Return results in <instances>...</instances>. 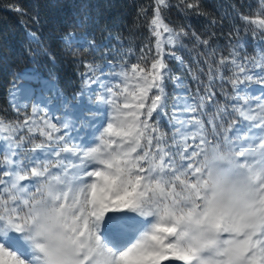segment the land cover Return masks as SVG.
Wrapping results in <instances>:
<instances>
[{
	"label": "snow or ice",
	"instance_id": "snow-or-ice-1",
	"mask_svg": "<svg viewBox=\"0 0 264 264\" xmlns=\"http://www.w3.org/2000/svg\"><path fill=\"white\" fill-rule=\"evenodd\" d=\"M257 4L254 13L238 17L254 39L264 38V0ZM150 33L156 47L150 68L125 62L110 79L103 69L95 76L85 63L87 99L84 90L76 104L65 98L63 118L50 115L48 102L35 94L18 101L24 85L13 82L17 110L29 102L32 107L22 122L0 119V264H264V118L246 116L242 96L252 94L253 83L264 92V55L238 63L234 47L215 68L208 65L203 86L211 100L215 76L223 78L222 69L234 66L232 112L249 121L247 127L226 119L224 113L232 112L225 108L205 131L197 114L203 97L180 103L178 96L168 136L158 123L168 71L162 46L174 47L187 33H174L159 8ZM193 36L209 46L208 39ZM64 43L95 47L88 34L70 32ZM23 129L29 135L17 136ZM37 131L44 138L39 143ZM10 233L18 240L9 241Z\"/></svg>",
	"mask_w": 264,
	"mask_h": 264
},
{
	"label": "trees",
	"instance_id": "trees-1",
	"mask_svg": "<svg viewBox=\"0 0 264 264\" xmlns=\"http://www.w3.org/2000/svg\"><path fill=\"white\" fill-rule=\"evenodd\" d=\"M188 4L195 7L188 8ZM17 7L21 11H16ZM157 7L156 0H0V117L21 121L22 115L12 110L8 97L13 82H19L18 77L28 67L35 66L42 75L54 79L68 98L81 88L80 75L88 71L85 63L100 66L109 59L123 62L128 56L131 62L150 68L156 50L149 27ZM257 7V0H165L159 6L174 33H187L180 35L174 51L188 70L198 75L197 84L206 99L203 86L208 83L209 64L215 68L234 47L237 53L252 57L255 45L263 44L259 36L254 39L243 31L244 23L238 18L241 13H254ZM70 32L88 34L95 47L70 48L63 40ZM29 33L35 34L37 41ZM193 33L201 40L208 39L209 46L197 42ZM238 43L243 47H237ZM129 52L132 55H127ZM166 63L171 71L186 78L187 72L175 60ZM222 76L216 75L210 85L215 93L211 98L217 103L231 89L232 76L226 68ZM190 84V88L195 87V83ZM174 96L169 84L168 106ZM228 112H232L230 107ZM208 113L211 119L218 111L208 107ZM224 116L230 120L235 112ZM163 128L170 136L168 127Z\"/></svg>",
	"mask_w": 264,
	"mask_h": 264
},
{
	"label": "rangeland",
	"instance_id": "rangeland-1",
	"mask_svg": "<svg viewBox=\"0 0 264 264\" xmlns=\"http://www.w3.org/2000/svg\"><path fill=\"white\" fill-rule=\"evenodd\" d=\"M157 8H159V6L157 4ZM156 8V9H157ZM161 19L163 21V23L166 24V22L164 21V19L162 18L161 15ZM169 27V26H168ZM150 28V27H149ZM170 28V27H169ZM162 31V29H161ZM30 35V33H29ZM167 33H163L162 32V39L167 37ZM32 37V36H31ZM80 37V36H77ZM178 43L173 47V46H169L167 44H164L162 46V51H163V55H164V63L166 64L165 60H175L177 62V64L183 68V71L187 72L186 78H182L179 77L177 74L172 73L168 67V71L166 74V78L164 81V89H165V95H166V99H167V82H170L173 89H175V91L177 92V95L174 99V102L172 104V107L170 108V110H166V103H165V107L161 110V114H160V118H163L171 127L172 124L176 123V115L174 114V108L173 105L177 102V97H180V103H183L185 99H189L191 97H197V99L199 97H203V101H206L205 97L203 96L202 92L200 91L199 93H197V89L200 88L201 86L198 83V75L197 74H193L191 73L188 68L185 66L182 58L174 51V48L177 47ZM156 50V47H155ZM174 54V55H173ZM264 55V52H261L260 54H258V56L256 57V61L259 62L261 56ZM174 57H179L180 59H176ZM243 59H238L237 62H241ZM109 63H111L112 67H109ZM128 63V62H127ZM95 69L96 72L94 73L95 76H101V69H103V75H107L109 76V78L111 79V73L113 71V69H115L116 71H119V66L121 64H117V62H112V61H107L106 63L99 66L98 68L96 67V65L91 64ZM132 64L129 65V67ZM258 69H253V71H256ZM23 79L20 83H16V86L19 87L20 85H24V90L20 95H17V100L19 101L21 99L22 96H32L33 94H35V99L36 100H45L48 102V107L50 109V115H55V116H60L63 118V113H64V108L61 107V105L63 104V100L65 98H67L58 88V86L56 85V83L50 79V78H46L43 77L37 70L35 67L32 68H28L26 69L23 73ZM89 73L86 72L84 77V85L82 90L85 91V101L87 99V92L88 89L85 87V77L88 76ZM194 77H197V79H194ZM109 81H105V83H108ZM193 82L195 83V87H191L190 88V83ZM92 88H95L96 85H91ZM81 90V91H82ZM13 91L14 89L12 88L11 94H10V102L12 104L13 109L15 110V112L20 113L22 116H26V115H31V107L32 104L31 102L28 103L27 108L25 109L24 105H21L20 110H17V108L14 106V102H13ZM80 91V92H81ZM79 92V93H80ZM251 95L246 94V93H242V96H246L247 97V105L246 107V112L249 113V115L251 116H255L256 120L253 122H259L261 118H264V112H262L260 105H264V92H262L261 90V86L257 85L255 83L251 84ZM76 99H68V105H72V104H76L79 101V97L76 95L75 96ZM239 100H237L235 103H237ZM242 104H243V100ZM30 109V112L27 113L25 112V110ZM69 111H71V108L68 109ZM203 113L204 112H199L197 113L201 119L207 123L208 120H210V115L207 112L206 115L203 118ZM3 119V118H0ZM5 121H7L6 119H3ZM12 122H17V121H12ZM55 122V121H53ZM244 125L245 127L248 126L249 121L244 120ZM240 128H244L242 127L243 123H239ZM40 125L37 124V127H39ZM205 127V125H204ZM208 127V124H207ZM253 131H256L255 129ZM28 136V132L27 129H23L20 133H17V136ZM36 138H35V143H39L41 142L44 138L41 137L39 135V132L37 131L35 133ZM72 135H75V133H72ZM4 138V134L0 133V141H2ZM253 139H256L255 136L252 137ZM3 145L0 144V147H2ZM27 183V182H24ZM139 219V218H138ZM13 240H18V234H14V238ZM21 247V251H23L25 254H27V246L24 245L23 243H21L20 245ZM26 247V248H25ZM181 264V263H179Z\"/></svg>",
	"mask_w": 264,
	"mask_h": 264
},
{
	"label": "bare ground",
	"instance_id": "bare-ground-1",
	"mask_svg": "<svg viewBox=\"0 0 264 264\" xmlns=\"http://www.w3.org/2000/svg\"><path fill=\"white\" fill-rule=\"evenodd\" d=\"M132 215H134V214H132ZM139 219H142V218H139ZM179 263H181V264H182V262H179ZM179 263H178V264H179ZM172 264H174V263H172Z\"/></svg>",
	"mask_w": 264,
	"mask_h": 264
}]
</instances>
